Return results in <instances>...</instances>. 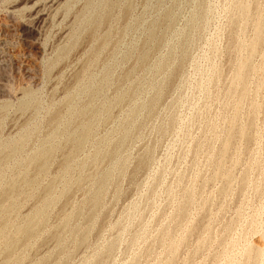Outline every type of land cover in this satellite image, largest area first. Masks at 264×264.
I'll list each match as a JSON object with an SVG mask.
<instances>
[{
  "label": "rangeland",
  "instance_id": "rangeland-1",
  "mask_svg": "<svg viewBox=\"0 0 264 264\" xmlns=\"http://www.w3.org/2000/svg\"><path fill=\"white\" fill-rule=\"evenodd\" d=\"M127 2L0 0V264H264V0Z\"/></svg>",
  "mask_w": 264,
  "mask_h": 264
},
{
  "label": "bare ground",
  "instance_id": "bare-ground-1",
  "mask_svg": "<svg viewBox=\"0 0 264 264\" xmlns=\"http://www.w3.org/2000/svg\"><path fill=\"white\" fill-rule=\"evenodd\" d=\"M51 1V0H50ZM102 1V0H101ZM250 1V0H249ZM248 2V1H247ZM28 4L30 3V2H27ZM125 4V3H124ZM41 6V5H40ZM100 6V5H99ZM120 6V5H119ZM123 6V5H122ZM132 6H133V0H129V2H127V4H126V6H125V8H124V10H123V17L125 18L128 14H130V11H131V9H132ZM237 6V5H236ZM42 7V6H41ZM40 7V8H41ZM104 7V6H103ZM107 7H109V8H112V5L110 4V3H108L107 4ZM108 8V9H109ZM238 8H239V6H238ZM35 10V9H34ZM88 10V9H87ZM106 11V10H105ZM240 11L242 12V13H247V11H250V9L248 10L246 7H240ZM107 12H108V10H107ZM249 13V12H248ZM102 14V13H101ZM46 15V14H45ZM264 15V14H263ZM41 16V15H40ZM250 16V15H249ZM233 17V16H232ZM97 19V18H96ZM111 18H110V15H108V14H104V16H102V22H109V20H110ZM234 19V18H233ZM230 20H231V15H230ZM97 21V20H96ZM95 21V22H96ZM247 21V20H246ZM36 22V21H35ZM128 22V21H127ZM242 22V21H241ZM240 22V23H241ZM111 23V22H110ZM123 23V22H122ZM239 23V24H240ZM34 24V23H33ZM89 24V23H88ZM112 24V23H111ZM258 25H257V28L256 29H254V30H256V39H255V41L254 42H257L260 38H261V36L263 35V33H264V27H263V24H264V20L263 19H261L260 21H259V23H257ZM242 25V24H241ZM101 27V26H100ZM93 29L94 28H92L91 29V33L93 32ZM239 31H240V29H239ZM244 31H245V29H244ZM243 31V32H244ZM239 33V32H238ZM239 35V34H238ZM238 35H237V37H238ZM89 37V36H88ZM111 37V36H110ZM240 37V36H239ZM241 38V37H240ZM242 39V38H241ZM237 40V39H236ZM109 41V40H108ZM239 46H241V45H239ZM245 46H246V44H245ZM244 49V48H243ZM101 53V52H100ZM248 59V58H247ZM2 60V59H1ZM4 61V60H3ZM5 62V61H4ZM241 65V64H240ZM239 65V66H240ZM260 66V65H259ZM254 68H256V67H254ZM254 70V69H253ZM240 71V70H239ZM212 72V71H211ZM216 72V71H215ZM230 73V72H229ZM252 74H253V72H252ZM217 75V74H216ZM253 77V76H252ZM232 79V78H231ZM234 80V79H233ZM237 80V79H236ZM240 80V75L238 76V81ZM257 80V79H256ZM262 83H263V81H262ZM250 84H251V82H250ZM261 85V84H260ZM249 86V85H248ZM262 86V85H261ZM1 88V87H0ZM232 88V87H231ZM237 88V87H236ZM8 89V88H7ZM4 90V89H3ZM6 92V91H5ZM9 92V91H8ZM234 96V95H233ZM250 96V95H249ZM232 98V97H231ZM226 99H227V96H226ZM230 102V101H229ZM229 102H228V104H229ZM261 102V101H260ZM69 106V105H68ZM239 106V105H238ZM254 108H256V107H254ZM258 109V108H257ZM261 109V108H260ZM240 110V109H239ZM2 113H3V111H1ZM224 113V112H223ZM3 115V114H2ZM227 116V115H226ZM226 116H225V118H226ZM256 116H257V114H256ZM2 118V117H1ZM88 119V118H87ZM260 119V118H259ZM55 120V119H54ZM92 123V122H91ZM242 124V123H241ZM261 124V123H260ZM62 125V124H61ZM216 126V125H215ZM242 126H244V124L242 125ZM217 127V126H216ZM264 127V126H263ZM219 128V127H218ZM51 132V131H50ZM237 132H240L241 133V136H242V138L243 139H248V136L246 135V133H245V131L243 130V127L242 128H240L238 131H234V130H231L229 133H228V136L226 137V139H225V141L223 142V145H222V148H221V154L222 155H224L226 152H227V150H228V148H229V144L231 143V141H232V139H233V137L235 136V134L237 133ZM222 135V134H221ZM68 136V135H67ZM222 137V136H221ZM263 137V136H262ZM62 138V137H61ZM74 138H75V135H74ZM217 138H218V135H217ZM75 140V139H74ZM51 143V142H50ZM74 143V142H73ZM19 144V143H18ZM254 146V145H253ZM57 147V146H56ZM239 147V146H238ZM237 147V148H238ZM220 148V147H219ZM241 149H242V147H241ZM241 149H240V152H241ZM259 149H261V148H259ZM17 150V149H16ZM238 150V149H237ZM12 151V150H11ZM58 151V150H57ZM214 151V150H213ZM51 154H52V152H50ZM54 153V152H53ZM65 153H66V151H65ZM212 153V152H211ZM55 154V153H54ZM252 155V154H251ZM211 156V155H210ZM49 157H51V156H48V159H49ZM213 157V156H212ZM43 158V157H42ZM258 158V157H257ZM47 159V160H48ZM232 159H233V157H232ZM37 160H38V158H37ZM259 162V161H258ZM43 163H41V165H42ZM34 165V164H33ZM46 166V165H45ZM44 166V167H45ZM39 168H41V167H39ZM46 168V167H45ZM44 169V168H43ZM43 169H42V171H43ZM38 170V169H37ZM41 171V170H40ZM262 177V176H261ZM259 181V180H258ZM262 181V180H261ZM258 184V183H257ZM258 186H260L259 184H258ZM257 186V187H258ZM256 190H258V188L256 189ZM262 190V189H261ZM260 190H258V192H259ZM260 192H262V191H260ZM232 193V192H231ZM7 195H8V193H7ZM6 195V196H7ZM190 196V195H189ZM188 199V198H187ZM176 203V202H175ZM184 203V202H183ZM264 202H262L261 203V205L260 206H262V204H263ZM174 204V203H173ZM264 205V204H263ZM178 209V208H177ZM182 209V208H181ZM242 209V208H241ZM261 209V208H260ZM262 210V209H261ZM242 211V210H241ZM244 212V211H243ZM257 212V211H256ZM179 213V212H178ZM177 213V214H178ZM262 213V212H261ZM258 214H260V213H258ZM244 215V214H243ZM263 215V214H262ZM179 216V215H178ZM188 216H190V215H188ZM247 216V215H246ZM256 217H257V213H256V215H255ZM192 217V216H191ZM241 217H242V213H241ZM258 218V217H257ZM175 219H177V218H175ZM238 223H239V221H238ZM190 224V223H189ZM187 226V225H186ZM237 226V225H236ZM263 226V225H262ZM262 226H261V228H262ZM209 227V226H208ZM207 227V228H208ZM250 227H251V225H250ZM253 227V226H252ZM256 227H257V229H258V225H256ZM256 227H254V228H256ZM181 228H182V226H181ZM206 228V229H207ZM210 230V229H209ZM247 230V229H246ZM6 231V230H5ZM208 231V230H207ZM237 231V230H236ZM251 231H252V228H251ZM165 232V231H164ZM246 232V231H245ZM248 232V231H247ZM26 233V232H25ZM166 233H167V230H166ZM203 233H204V231H203ZM243 233V232H242ZM28 233H26V235H27ZM168 235V234H167ZM233 235V234H232ZM244 235V234H243ZM183 237H184V235H183ZM246 237V236H245ZM251 237V236H250ZM190 238V237H189ZM217 238V237H216ZM232 238V237H231ZM184 239V238H183ZM176 240V239H175ZM179 240H181V239H179ZM179 240H178V242H179ZM205 240H206V238H205ZM173 241H174V239H173ZM202 241H204V240H202ZM229 242V241H228ZM227 242V243H228ZM231 242V241H230ZM237 242V241H236ZM245 242V241H244ZM243 242V243H244ZM235 243V242H234ZM232 244V245H235V244ZM249 243V242H248ZM174 244V243H173ZM246 244H244V247H246L245 246ZM174 246V245H173ZM176 247V246H175ZM233 247V246H232ZM248 247V246H247ZM226 249V248H225ZM244 249V248H243ZM168 250V249H167ZM176 250H177V248H176ZM242 250V249H241ZM173 251V250H172ZM168 252V251H167ZM233 252H234V250H233ZM175 253V252H174ZM224 253V252H223ZM242 253H243V250H242ZM176 254V253H175ZM230 254V253H229ZM240 254V253H239ZM264 254V248L263 247H261V246H254V247H251L249 250H248V255L249 256H251V257H253L255 260H257V259H259L262 255ZM174 255V254H173ZM226 255V254H225ZM231 256V255H230ZM236 256V255H235ZM223 257H224V255H223ZM229 257V256H228ZM227 257V258H228ZM169 258V257H168ZM262 258V257H261ZM225 259V258H224ZM228 260V259H227ZM234 260H236L235 259V257H234ZM261 260H263V259H261ZM261 260H260V262H261ZM262 263V262H261ZM162 264V263H161ZM164 264H166V262L164 263ZM168 264H169V262H168ZM229 264V263H228ZM235 264V263H234Z\"/></svg>",
  "mask_w": 264,
  "mask_h": 264
}]
</instances>
